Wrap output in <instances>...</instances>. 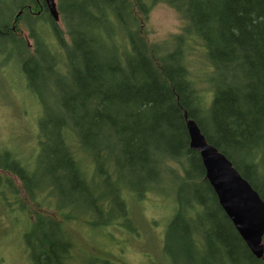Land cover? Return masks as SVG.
I'll use <instances>...</instances> for the list:
<instances>
[{"label":"trees","instance_id":"1","mask_svg":"<svg viewBox=\"0 0 264 264\" xmlns=\"http://www.w3.org/2000/svg\"><path fill=\"white\" fill-rule=\"evenodd\" d=\"M3 1L11 11L0 37L28 54L20 63L41 108L35 154L0 147V204L26 210L30 262L74 264L68 223L118 228L130 197L164 192L177 197L163 229L168 264H264L221 207L185 120L187 112L264 199V0H57L62 23L44 0ZM161 2L186 26L157 41L147 21ZM45 20L41 44L32 38ZM193 42L211 68L201 78L211 94L193 71ZM74 80L78 96L62 98ZM53 231L64 240L60 252L48 241Z\"/></svg>","mask_w":264,"mask_h":264},{"label":"rangeland","instance_id":"2","mask_svg":"<svg viewBox=\"0 0 264 264\" xmlns=\"http://www.w3.org/2000/svg\"><path fill=\"white\" fill-rule=\"evenodd\" d=\"M2 6L5 3L0 0V7ZM185 26L186 21L181 14L166 2L157 3L147 21L150 37L157 41L184 33ZM20 28L30 44L28 28L23 23ZM191 48L190 58L198 85L208 94L210 85L202 79L211 68L205 61L200 42H193ZM49 97L56 101L53 95ZM35 99V94L27 86V77L21 63L7 44L0 43V147L23 153L26 159L36 153L37 122L41 117V108ZM166 187L169 189L168 185ZM176 200L177 197H173V194L164 192H151L146 199L130 197V214L125 220L118 219V228L113 226L104 229L89 225L84 222L85 218L80 220L82 223H68L66 232L76 245L73 263L81 264L87 259L94 264H103L106 260L113 264H168L160 255L163 229L173 201ZM113 208L118 210L115 205ZM121 208L124 210V207ZM26 216V210L0 204V264H32L24 240V234L29 229ZM54 216L60 219L59 215Z\"/></svg>","mask_w":264,"mask_h":264},{"label":"water","instance_id":"3","mask_svg":"<svg viewBox=\"0 0 264 264\" xmlns=\"http://www.w3.org/2000/svg\"><path fill=\"white\" fill-rule=\"evenodd\" d=\"M55 22H61L57 0H44ZM190 147L200 154L206 178L235 228L257 257H264V199L232 162L209 143L200 127L188 121Z\"/></svg>","mask_w":264,"mask_h":264},{"label":"bare ground","instance_id":"4","mask_svg":"<svg viewBox=\"0 0 264 264\" xmlns=\"http://www.w3.org/2000/svg\"><path fill=\"white\" fill-rule=\"evenodd\" d=\"M57 4H58V1H57ZM48 9V8H47ZM10 7H9V5L8 4H6L5 6H2V7H0V20L2 19V17H4V16H6V15H9L10 14ZM49 11V10H48ZM60 11V10H59ZM50 13V12H49ZM19 14H25L24 13V11H20V13ZM54 20V19H53ZM57 23V22H56ZM50 23H49V21H47V20H45L44 22H42L41 24H37V25H35L34 26V36H33V38H32V40L33 41H36V42H39V43H43V41H44V38L41 36V29L44 27V26H48ZM0 43H5V44H7L8 46H9V49H10V51H12L13 52V54H14V57H16L17 58V60L19 61V62H21V59H22V61L23 60H25L27 57H28V54H26V52H24V51H22V49H21V45H20V43H18V41H16L15 39H13V38H11V36L9 35H7V36H1L0 37ZM39 79H40V81H42V80H44L45 78H44V76L42 75V76H39ZM79 79V78H78ZM203 82H206V81H203ZM207 84H208V86H209V92H208V94H211V93H213V91H212V85L210 84V82H206ZM79 91H80V89H79V85H78V81L77 80H74V81H72V82H70V83H68V84H64V85H62L61 86V89H60V91L59 92H61V96H62V98H70V99H73V98H75V97H77L78 96V94H79ZM75 96V97H74ZM188 113L187 112H185V120H186V123H187V125H188V121L190 120V121H194V122H196L195 121V119H193V118H191V117H189L188 115H187ZM59 128H60V130H61V132L62 133H66L67 132V128H66V126L64 125V124H60L59 125ZM190 139V138H189ZM58 169H60L59 167H57ZM193 169H194V171H195V175H197V173H198V167H197V165H195L194 167H193ZM72 170L74 171V174L76 173L77 174V172L79 173V171L78 170H76L75 168H72ZM69 240L71 241L72 240V238H70V236H69ZM48 241H54V243H56L57 244V249H58V251H59V246L64 242V240H63V238H62V236L59 234V233H57L56 231H53L50 235H49V237H48ZM61 250V249H60ZM60 252V251H59ZM35 253H36V255H37V257L39 258V260L41 259L42 260V258H43V256H42V254H41V252H40V249L38 248V247H36L35 248Z\"/></svg>","mask_w":264,"mask_h":264}]
</instances>
